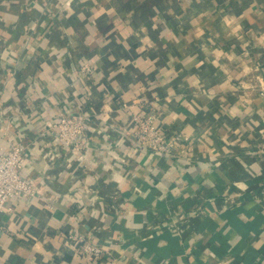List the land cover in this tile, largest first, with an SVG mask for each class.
Instances as JSON below:
<instances>
[{
	"label": "crops",
	"instance_id": "0c3cea01",
	"mask_svg": "<svg viewBox=\"0 0 264 264\" xmlns=\"http://www.w3.org/2000/svg\"><path fill=\"white\" fill-rule=\"evenodd\" d=\"M261 36L264 0H0V127L35 188L0 210V264H264ZM148 110L169 154L132 138ZM63 111L84 161L56 143Z\"/></svg>",
	"mask_w": 264,
	"mask_h": 264
},
{
	"label": "built area",
	"instance_id": "2783aa9c",
	"mask_svg": "<svg viewBox=\"0 0 264 264\" xmlns=\"http://www.w3.org/2000/svg\"><path fill=\"white\" fill-rule=\"evenodd\" d=\"M157 117V113L152 110H148L142 116H134L132 121L135 129L132 138L142 148L151 152L169 154L172 142L163 134L162 127L156 120ZM50 127L60 139H63L64 136L71 137L73 134L75 135V139L69 144L72 151L78 144L80 146L79 150L86 146V132L89 125L83 117L69 111H63L57 119L51 122ZM77 129L79 131H76ZM14 144L13 155L5 156L0 153V210L15 195L30 197L35 192L32 182L20 172L28 151L21 144ZM70 237L80 254L89 260H99L106 253L103 247L81 234L71 233Z\"/></svg>",
	"mask_w": 264,
	"mask_h": 264
},
{
	"label": "clouds",
	"instance_id": "9594fccd",
	"mask_svg": "<svg viewBox=\"0 0 264 264\" xmlns=\"http://www.w3.org/2000/svg\"><path fill=\"white\" fill-rule=\"evenodd\" d=\"M71 2V0H69V3ZM65 7H67V5H65ZM228 23L229 24H232L233 23V21H228ZM240 32V26H239V24H237L236 25V27H234L233 29H232V32H231V34L232 35H236V34H238ZM128 33L127 32H125V35H127ZM238 39H243V37L242 36H238ZM261 42H264V36H261ZM144 43L145 44H147L148 43V40H147V38H145V40H144ZM244 47H247V44L245 43L244 44ZM13 55H15V53H13ZM218 55H219V53H218ZM250 71H253V69H251V68H248V67H245V72H250ZM98 79L99 78H97V83H98ZM101 88H103V85H101L100 86ZM0 108H2V104H0ZM9 111V109H2V110H0V117H2V116H5L6 115V113ZM104 112H105V115L103 116V121L104 122H106L108 119H109V116H108V112H110V109H108V108H105V110H104ZM15 118H17L18 119V117H15ZM24 119H27V117H25ZM14 121H12V122H9V121H7V120H5V121H3V124H4V127H0V153H2V154H4L5 156H9V155H13L14 154V149H15V144H14V140H15V136H13L11 133L13 132V128H12V123H13ZM23 131V130H22ZM76 131H79V129H77ZM19 135V134H18ZM21 138H23V136L21 135ZM75 139V135L73 134L71 137H69V136H64L63 137V139H60V138H58L57 140H56V143L57 144H62L63 145V147H64V150L67 152V151H69V144L70 143H72V141ZM122 143V142H121ZM79 144L77 145V147L73 150V152H74V156H73V158H79L81 161H84V160H86V159H88V157L87 156H81L80 154H79ZM18 151V150H17ZM225 151H227V149H225ZM89 152H91V149H89ZM36 155V153L34 152L33 153V156H35ZM49 155H51V154H49ZM59 154L57 153V155L56 156H52L51 158L53 159V160H55L56 158H57V156H58ZM128 155L130 156V155H132V152H128ZM112 157L118 162L116 165H115V167H119L120 166V164H123V163H125V161L119 156V155H117L115 152H113L112 153ZM26 163H28V161H25ZM68 163H69V166H71V160H69L68 161ZM93 167H94V165H93ZM109 167H112L111 165H109ZM114 178H116V179H118V180H121V176H120V174L119 173H116L115 174V177ZM124 180V179H123ZM123 180L121 181V186L123 187V186H126L124 183H123ZM238 187H240L241 189H243V188H245V185L243 184V183H240L239 185H238ZM137 191H139V189H137ZM37 247H39V246H37Z\"/></svg>",
	"mask_w": 264,
	"mask_h": 264
}]
</instances>
